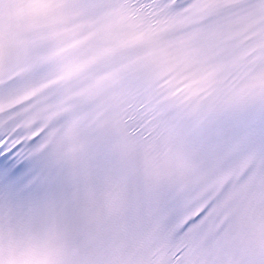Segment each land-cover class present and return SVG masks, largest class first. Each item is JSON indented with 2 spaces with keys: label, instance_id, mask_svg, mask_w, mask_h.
Instances as JSON below:
<instances>
[{
  "label": "snow or ice",
  "instance_id": "obj_1",
  "mask_svg": "<svg viewBox=\"0 0 264 264\" xmlns=\"http://www.w3.org/2000/svg\"><path fill=\"white\" fill-rule=\"evenodd\" d=\"M123 2L154 19L179 23L171 38L188 40L205 50L214 64L231 65L255 45L257 41L241 31L246 24L260 20L258 27L264 29V0ZM254 55L264 56V49ZM247 70H226L222 74L225 86ZM11 116H0V151L10 149L4 158L13 152L23 156L20 150L26 148L31 150L27 154L35 155L45 133L29 138L39 125L26 132L18 127L21 118ZM172 119L166 101L154 89L149 94L137 91L119 112L123 132L144 143ZM195 133H203V138L193 143V169L182 181L164 186L150 198L146 211L150 227L159 231L158 238L135 254L129 250L117 254L109 247L87 264H264V144L242 154L245 139L231 137L217 122L201 125ZM229 175H238L239 180L225 183ZM248 210L252 223L245 226ZM8 258L7 253L0 254V261Z\"/></svg>",
  "mask_w": 264,
  "mask_h": 264
},
{
  "label": "clouds",
  "instance_id": "obj_2",
  "mask_svg": "<svg viewBox=\"0 0 264 264\" xmlns=\"http://www.w3.org/2000/svg\"><path fill=\"white\" fill-rule=\"evenodd\" d=\"M51 2L52 0H33V3L37 5H44ZM152 73V79L150 82L151 87L160 93L165 101L169 99L180 100L191 93L196 87H199V85L194 84L193 81L199 79L202 74L196 73L194 75L191 72L179 69L171 70L164 64L154 67ZM34 126L35 124L33 121L28 117L21 120L20 125H18V127H21L26 132H31V129ZM155 135L153 139L155 138Z\"/></svg>",
  "mask_w": 264,
  "mask_h": 264
}]
</instances>
